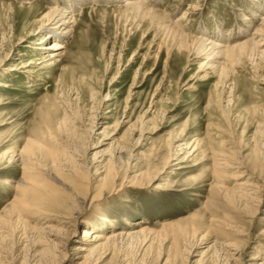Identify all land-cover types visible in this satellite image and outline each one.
<instances>
[{
    "label": "rangeland",
    "instance_id": "rangeland-1",
    "mask_svg": "<svg viewBox=\"0 0 264 264\" xmlns=\"http://www.w3.org/2000/svg\"><path fill=\"white\" fill-rule=\"evenodd\" d=\"M75 1L79 2L77 22L67 37L68 48L64 55L49 60L53 49L47 45L56 39L49 36L44 44L38 43L47 32L40 30V17L53 5L73 6V0H0V212L15 197V183L23 175L18 158L28 140L45 147L44 155L40 150L36 155L40 160L34 157V162L51 164L49 170L62 172L78 165L76 169L85 175L83 182L66 178L89 186L81 188V194L88 190L89 199L74 226L56 217L38 222L33 214L10 219L0 228V237L6 235L4 241L0 238V264H44L37 253L49 247L46 239L58 243L66 235L74 241L64 255L52 251L56 257L49 264H79L83 258L75 245L83 242V230L91 227L108 235L145 230L137 238L119 239L118 248L109 249L98 264H166L167 258L178 260L177 264H196L201 256L203 264H225L213 261L215 248L209 249L220 232L239 240L242 264H254L257 255L264 258V159L259 167H249L257 147L264 149V53L259 58L220 59L224 72L218 73L206 64L204 53L179 51L166 30L150 20L136 21L118 8L123 0ZM259 3L264 5V0H151L149 5L172 22L184 16L179 24L186 34L206 33L216 40L224 35L225 41L234 43L246 38L243 30L254 31L262 22ZM6 83L10 87L2 85ZM56 144L65 154L56 160L50 156L53 161H49L45 150ZM216 152L226 154L231 167L222 168L225 175L216 182L222 192L248 180L252 184L248 189L258 191L252 204L232 205L228 217L222 210L217 213L222 220L238 222L242 232L227 236L224 230H216L214 238L198 243L192 233L185 236L189 241L183 238L184 244L183 240L172 242L164 223L194 218L208 225L216 216L206 206L217 178L213 172ZM13 153L17 156L9 161L7 155ZM235 160L244 163L240 166ZM102 166L111 169L115 179L109 187L116 191L91 201L103 181L91 184L90 177L105 176ZM159 171H164L162 178L153 185H129L130 177ZM238 171L245 172L238 175ZM161 182L165 188L156 187ZM46 183L45 197L48 191L61 192L52 187L56 182ZM40 206L43 213L60 215L54 201L44 199ZM65 227L68 234L61 231ZM150 241L154 248H148ZM177 250L179 259L174 257Z\"/></svg>",
    "mask_w": 264,
    "mask_h": 264
},
{
    "label": "bare ground",
    "instance_id": "bare-ground-1",
    "mask_svg": "<svg viewBox=\"0 0 264 264\" xmlns=\"http://www.w3.org/2000/svg\"><path fill=\"white\" fill-rule=\"evenodd\" d=\"M83 1H85V0H82V2ZM94 1L95 0H93L92 2H94ZM150 1L151 0H123L121 5L119 4V6H117V7L122 9V10L128 11L132 15V18L136 19V21H138V20H141V21L150 20V22H152L153 25L159 26V28L166 30L168 32V36L171 39V42L173 44L172 46H175V48L178 49L179 51H181V52L187 51V53H188V51H195V53H197L198 55L200 53H204L203 55H206V57H205L206 58L205 59L206 64L210 63L212 65V67L215 69V71L218 73L224 72V69L222 70V66H220L221 65L220 59L238 60L242 56H247V57H251V58H259V57L264 56V55L262 56V53H264V52L261 51V48L264 46V5L262 3H259L257 6L259 8L258 12H263L259 16L260 19L262 20V22L259 24V26L256 27V29L254 31L249 32V30H247V29L243 30V33L245 32V34L247 35L246 38L243 40L242 39L237 40L234 43H232L230 41L229 42L225 41L223 39V38H225L224 35L220 36L219 38L217 37L219 40H216V39L211 38L210 35L207 36L206 33H202V35H199V36L186 34L183 31V29L180 27V24H179L185 18L184 16L182 18L176 20V21H173V22L169 21L168 20L169 18L167 17L168 18L167 19L163 13H160L159 11L152 9V7H150V5H149ZM78 4H79V2L73 0V6L67 5L66 7H59V6H57L58 4L56 6L53 5L50 8H48V10L44 11L42 14V17H40L41 22H42V24L40 26V30H45L47 32H46L45 38H43L38 43H40L41 45L44 44L48 40V39L45 40L46 37H49V36H51L50 38L56 39L50 45H47L48 47L53 49V51H51V53L49 54V58H48L49 60H51V59L55 60V58H58V57L64 55V50L68 48L67 47V37L72 35L73 27H74L73 24H75L77 22L76 21L77 17L75 15L76 14L75 8H76V6H78ZM33 5H31V6L34 7ZM191 7H193L194 9L197 8L196 5H193ZM256 12H257V10H256ZM188 13L186 12L183 14H185V16H186ZM258 14L255 15V17L258 16ZM243 16H244L245 20L248 19V17L246 15L243 14ZM186 19H187V17H186ZM58 29L61 30V32ZM226 42H228V43H226ZM39 48H41V47H39ZM197 54L195 55L196 57H197ZM11 70L12 71L16 70V68H12ZM30 70L32 72L35 71L32 69H29V71ZM2 85L4 87H10V84H8V83L2 84ZM49 129H51V126ZM65 129H68V127ZM60 130H61V128H60ZM261 132H263V131H261ZM54 134H55V132H54ZM49 135H51V133ZM49 135L47 137H49ZM44 138H46V136ZM50 138H48V139H50ZM48 139H46V141ZM48 142H50V141H48ZM46 143L44 142V146ZM25 145L26 146L24 147L23 151H21V154L19 155V158H18L20 161V165L22 168L23 175L19 179V181L17 183H15L16 194H15L14 199L4 207L2 212H0V228L5 227L7 225L6 223L9 222V220L13 219L14 217L20 218L21 214H30V215L33 214V215L37 216L36 219L38 222H41L43 218L48 219V217H56V219L58 221H60L61 223H65L66 225H69V227L74 226L76 219L80 215L85 213L84 207H85L86 203L88 202V199H89L88 196L89 195H88V190H86L85 194H81V188L84 185L83 186L78 185V184L75 185V184H73L74 182L68 181V179L66 177L79 178V179L81 178L80 180H81V182H83L82 177H85V175L83 173H81L80 170H77L79 167L76 169V166H78V165H76L75 162L74 163L76 166L74 168H72V167L67 168L66 171H64L65 169H63L64 172H62L60 170H55V171L49 170L48 168L51 164L49 166L42 165V166H46V168H44L41 166L40 163H37L39 161L34 162L33 160L38 157V156L36 157V155H37V153H39L40 150L42 151V154L44 153L43 148H45V147H43V148H41L42 146L39 147L40 145L38 146V144H36V142L33 140H28V143ZM262 145H264V144H262ZM57 146H58V144H56L55 147L53 145H51L49 147V149L47 147H46L47 150L44 149L46 154L47 155L49 154V158H50V159H48L49 161L54 159V158L56 160L57 159L56 157L60 156L61 154L62 155L65 154V153L63 154L62 152H60L61 147L58 148ZM68 153H70V152H68ZM213 154H214L213 156L215 157V164H214L215 170L213 172L217 178L214 179V181L215 180L216 181H215V183L212 184V186L210 188L209 201H207L206 206H207V209L209 211H211V213L213 215H216V216H212L210 218L208 225L205 223L203 224V223L195 222L194 218H193V220H191L192 222L191 221L190 222L183 221L181 223H178V221H177V222L164 223V226H163L164 232L167 236H169V235H171V237L173 236L172 242H173V240H175L176 242H179V241L183 240V238L185 239L186 235L188 236L189 234H192V233H194V235H196L197 241H196V239H194V240L197 243L199 241L203 242L205 239H209L210 237L214 238V235H215L214 231H216V230H224L225 232H227V234H226L227 236L228 235L229 236L230 235H232V236L237 235L238 236L242 232V231H240V229L242 227L238 224V222H234L232 220H230V221L222 220L217 216V213L219 214V211L222 210V211H224L223 214L228 217V215L231 214L232 208H230V207H232V205H234V204L237 205V204H240L241 202H243L244 204L245 203L246 204H252L253 200L258 198L257 196L253 195L254 193H257L258 191L256 192L254 190V188L248 189V186L252 185V184H250L249 180L246 182H242V183L237 184L236 188H234V189L226 188L227 189L226 192L225 193L222 192L218 188L216 182H218L217 181L218 178L221 179L225 175V172L222 171V168L223 169L224 168L225 169L231 168L229 165L230 161H228V156H226V154H223V153L221 154L220 152L219 153L216 152ZM5 155H7V154H5ZM121 155H123V154H121ZM7 156H8V160L11 161L12 159H15V157L17 155H15V153H13V154H9ZM50 156H52L53 158L51 159ZM68 157H69V155H68ZM39 158L40 157H38V159ZM64 159H63V161H64ZM263 159H264V149L262 148V146H260L259 148L257 147V151L254 153L253 158L250 161L249 167L250 166L251 167H259L263 163L262 162ZM58 160H61L60 157L58 158ZM67 160H68V158H67ZM70 162H71V159H70ZM70 162H69V164H70ZM167 162L169 163V161H167ZM167 162H166V164H168ZM235 163H237L236 160H235ZM238 163L240 166H242L244 161H241ZM53 165H57V163L56 164L53 163ZM106 165L110 166L108 164H106ZM56 167H55V169H59V167H61V166L59 165L58 168H56ZM102 169H103L102 173L104 171H107L105 176L100 177L99 175L97 176L94 173V175H92L90 177L91 184H92V182L103 181V188L100 190L98 195H95L91 198V201H94L97 197H99L101 195L110 194L109 190L116 191L114 186L111 188L109 187L110 183L113 184V182H114L111 179H115L114 176L111 177V173H112L111 169L106 168L105 166H102ZM112 170H114V169H112ZM240 172L241 171L237 172V173H239L238 175H242L245 171H243L241 173ZM161 173H164V171H162ZM161 173H160V171L156 172L152 175L150 173H148L147 176L142 174V173H141V175L137 174L133 177H130V179H129L130 184L129 185H132L134 187H143L146 185H153L157 179L162 178ZM36 178H40V179H36ZM143 179L144 180L146 179V180L144 181ZM48 180H52V182H56L58 186L56 184L53 186L51 185V186L57 188L62 193L61 192L57 193V192L52 190V191H48V193L50 192V194L45 197L42 190H46V188H45L46 186L49 187V184H48L49 182L46 183V181H48ZM146 181H148L149 183L142 185V183H144ZM6 183H9V182L6 180ZM89 184L90 183L88 182V185ZM163 184H162V182L158 183L156 187L161 188V189L165 188V186ZM84 187H86V189H89V186H84ZM118 190H119V188H118ZM63 192L64 193L66 192L68 194V198H66L64 200H63ZM253 196H255V197H253ZM44 199L52 201V202L54 201V203L57 205V207H59L61 209V211H59L60 215L58 214V215L54 216L52 214L43 213L42 209H40L41 208L40 204L42 205L44 203ZM244 204H243V206H244ZM259 205H260V203H259ZM259 205H257V207H256L257 210L259 208ZM240 206L241 205H239V207ZM239 207H237V208H239ZM240 209H242V207ZM250 209H252V206ZM236 210H238V209H236ZM239 211H237V212H239ZM226 216H225V218H226ZM22 218L23 217L21 216V220H22ZM17 220L19 221V219H17ZM24 222H25V220H24ZM230 222H233V223H230ZM27 225H28V223H27ZM8 226H7V228H9ZM10 227H12L11 224H10ZM47 227L49 230H53V228H54L53 225H48ZM69 227H65L61 231L64 232V234H68L70 232L68 230ZM42 228L44 229V227H42ZM2 229H4V228H2ZM2 229L0 231H3ZM35 229L37 230V228H35ZM60 229H58V231ZM10 230H12V229H10ZM144 232H145V230H139V231H135V232H127V231L126 232H119V233L113 232L112 234L108 235L104 231H96L94 227L85 228L83 230V235H81L82 236L81 239L83 242L80 243L79 245H75L76 246V248H75L76 253L80 254V255L82 254L80 257L83 258V261H81L79 264H98V261L100 262V259H101L103 254L110 251L111 248H113V249L115 247L118 248L117 246H118V240L119 239L120 240L125 239V237H128V238L133 237L134 238L135 236L143 235ZM1 233H3V232H1ZM53 235H56L57 237H59L58 234H53ZM5 236H4V238H5ZM190 237H192V236H190ZM0 238L2 239L3 237H0ZM4 238L1 241H4ZM135 238H137V237H135ZM219 238L222 239L223 241H219ZM190 239L191 238H189V240ZM46 240H48V242L47 241L46 242L48 243L49 247L47 246L48 248H46L43 251H39V253H37L38 254L37 256H40L39 258L42 259L43 262H45L44 264H49L50 259L51 258L53 259V257H56L55 253H58L59 255L63 254L64 250H66V249L68 250V247L74 241V239L72 237H70V235L69 236L66 235L64 237V240L58 241V243H55L54 239H48L47 238ZM238 241L239 240H236L233 238H226L225 233L220 232L219 236L213 240V245L209 246V249L212 247L215 248L213 251V254H212L213 255L212 256L213 261L218 262L220 260L221 261L224 260L225 264H242L243 263V261H242V259H243V255H242L243 247L239 244ZM152 242L149 245L147 244L148 248L152 247V245H153ZM181 243H182V241H181ZM184 243H185V241L183 242V244ZM60 245H61V247H63V250L59 251ZM172 245H174V244L172 243ZM179 245H181V244H179ZM187 246H189V245H187ZM146 248L147 247H145V249ZM148 248H147V251H148ZM152 248H154V247H152ZM175 250H176V248H175ZM52 251L55 252L53 255H51ZM112 253H113V251H112ZM178 256H181V254L177 250L175 252L174 257L177 258ZM105 259H106V257H105ZM178 259H179V257H178ZM203 259L204 258H202V256H201L200 259L197 260L196 264H203L204 263ZM258 259H261L262 261L260 262ZM102 260H104V259H102ZM253 260L255 261L254 264H264L263 256L261 257L260 255H257ZM177 261L171 262L167 258L166 264L167 263L177 264Z\"/></svg>",
    "mask_w": 264,
    "mask_h": 264
}]
</instances>
